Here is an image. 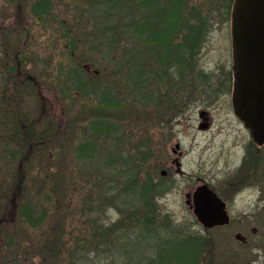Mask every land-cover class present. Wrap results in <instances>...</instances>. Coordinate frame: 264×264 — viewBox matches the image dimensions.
Wrapping results in <instances>:
<instances>
[{
  "label": "rangeland",
  "instance_id": "374dc122",
  "mask_svg": "<svg viewBox=\"0 0 264 264\" xmlns=\"http://www.w3.org/2000/svg\"><path fill=\"white\" fill-rule=\"evenodd\" d=\"M218 1L195 0L206 11ZM221 1L199 53L180 67L172 56L165 69L151 65L158 80L144 89L147 53L138 36L111 39V0H0V264H51L41 248L60 235L68 248L93 250L99 226L126 218L116 205L99 201L100 188H107L101 178L112 177L115 167L130 171L132 161L142 164L141 181L160 184L158 218L206 237V255L197 264L258 263L252 234L257 182L251 167L241 170L248 133L229 98L203 91L233 68L231 16L221 10L229 0ZM129 51L134 57L129 65L139 73L125 66ZM71 63L79 72L62 78ZM14 65L19 73L9 70ZM28 79H36L37 90ZM177 79L180 97L170 89ZM168 91L171 99L179 98L174 113L161 100ZM201 111L207 112L208 127H201L206 122ZM81 145L87 147L83 152ZM257 161L262 163L254 173L261 175L264 149ZM227 183L240 187L233 192ZM203 184L230 197V225L205 231L197 221L187 195ZM138 194L139 204L132 202L136 211L142 203ZM24 206L41 219L36 227ZM238 233L248 237L247 245L236 239ZM86 254L95 259L93 252Z\"/></svg>",
  "mask_w": 264,
  "mask_h": 264
},
{
  "label": "trees",
  "instance_id": "16d2710c",
  "mask_svg": "<svg viewBox=\"0 0 264 264\" xmlns=\"http://www.w3.org/2000/svg\"><path fill=\"white\" fill-rule=\"evenodd\" d=\"M220 3H222L221 0L212 2L206 11L205 6L196 3L195 0H111V4L108 3V6H111V39L118 41L122 35L126 36V39L138 36L143 53H146L145 44H147V47L157 51L156 55H159L160 60L164 57V60L160 61L162 69H165L168 64L166 57L171 56L175 57L174 60L179 58V64L183 66L188 63L189 56L194 57L199 53L205 34L211 28L212 17L219 9ZM233 4L234 0H229L221 9L228 18L232 15ZM44 6L45 4H41V8ZM74 46L75 43L68 46L71 49L70 52H73L74 48L71 47ZM185 48L189 51L193 50V53H189ZM132 52H124L123 55L126 57L123 61L129 70L133 68L129 65L134 58L131 55ZM136 52L140 53L139 50ZM71 64L69 71L66 72L68 76L63 72L62 78H70L73 76L72 73L79 72L78 65ZM161 67H159L160 70ZM9 70L19 73L15 65ZM134 70L136 73L140 71L139 68H133ZM20 75L18 74L19 77ZM28 81L33 86L32 89L37 90L40 84L36 79H28ZM80 86L82 87V84ZM7 91L6 89L5 94ZM109 126L108 123L107 129ZM97 127L95 126V129H98ZM33 133H35L34 130ZM92 144L96 142L89 141V146ZM79 149H83V152L87 147L84 148V145H81ZM141 165H134L132 161L130 164L132 176L129 170L119 169L118 171L115 167L112 177L101 178V183H105L107 188L106 190L100 188L99 201L107 207L116 205L126 218H121L112 225L99 226L92 240L93 250L76 248L77 246L73 249L68 248L61 235L53 239L48 238V242L41 248V253L44 255L47 252L50 255L51 264L198 263L197 257L204 254L208 246L206 237L174 229L168 218L165 220L158 218L160 214L156 210L155 194L159 193L157 188L160 184L150 178L145 179L144 182L141 181L139 176ZM138 193L142 203L136 211L132 202L139 204ZM23 209L29 224L36 227L41 219L32 214L30 207L24 206ZM183 233H187L185 237ZM89 252L95 254H93L95 259L91 260L92 255L86 254Z\"/></svg>",
  "mask_w": 264,
  "mask_h": 264
},
{
  "label": "water",
  "instance_id": "95a60500",
  "mask_svg": "<svg viewBox=\"0 0 264 264\" xmlns=\"http://www.w3.org/2000/svg\"><path fill=\"white\" fill-rule=\"evenodd\" d=\"M232 42L236 76L233 97L235 112L254 140L263 144L264 0L234 1ZM192 201L191 208L206 230L230 223L226 204L207 184L195 189Z\"/></svg>",
  "mask_w": 264,
  "mask_h": 264
},
{
  "label": "flooded vegetation",
  "instance_id": "af4514ba",
  "mask_svg": "<svg viewBox=\"0 0 264 264\" xmlns=\"http://www.w3.org/2000/svg\"><path fill=\"white\" fill-rule=\"evenodd\" d=\"M146 34H148V32H146ZM145 34V35H146ZM145 42L147 43V40H145ZM148 45L145 44V47H146V53L145 54V71H144V77H143V87L144 89H147L151 83H153L154 81V78H156V80H158V76H157V71L154 69V67H161L160 65V59H159V55H156L157 51H153L151 49V47H147ZM179 58L176 59L175 61L177 62V66L180 67V64H179ZM189 61V60H188ZM189 64V62H188ZM153 65V69L151 71V68ZM160 69V68H159ZM207 72L204 73V75H206ZM227 78H223V76L220 77H217L215 78V80H211L207 86L204 87L203 91H204V94L205 95H213V94H220V95H224L226 96V98H229L230 101H231V106H232V112H233V115L236 119L239 120V122L242 124V126L244 127L245 131L248 133V137H249V142L247 144V149H248V152L247 154L245 155L244 159L242 160L241 162V165L242 166V171L244 173H246V171L251 167L252 168V174L253 176L256 178V182H257V186L255 187V191L257 192V211H256V214L253 215L252 218H254V221L257 223V226L253 228L252 230V234L254 235L253 236V244H254V248L255 250L257 251V254H256V257H257V264H264V224H261L262 222V218H264V213L260 212L261 210V207H264V171L261 172V175H260V172L257 171V173H254L256 172V170H259V167L261 165V161H257L260 154L263 152V149H264V143L263 144H259L257 143L251 136L250 134V131L245 128L244 126V123L238 118V116L236 115V112H235V108H234V104H233V96H234V90H235V73H234V62H233V68L232 70L227 73ZM152 76V79L149 80V78ZM157 81H155L156 83ZM223 82V85H221V83ZM154 83V84H155ZM164 83V81L162 82V84ZM175 87L174 88H170L169 86H167L168 88L170 89H174L178 96L180 97V93L181 92V86H182V82L180 80L177 79V81L175 80ZM165 84H167V81L165 82ZM177 94H175L174 96V99H171L170 96H171V91H168L163 95H165V99H162L161 100H164V101H167V105L169 104V102L171 103V109H172V112L174 113L175 112V107H176V102L179 101V98L177 96ZM155 98H157V96H154ZM173 100V102H172ZM147 101V99H146ZM199 116H200V120H204L206 121L205 123H203L201 125V127H208L209 126V117L207 116V112L205 111H201L199 112ZM179 148V146H178ZM176 152V151H175ZM252 153V157H250L249 155H251ZM257 153V154H255ZM178 165H180V163L178 162ZM249 178V174H246L245 176H243L241 178V181L240 182H244L245 180H247ZM236 187H240L239 184H236V183H228L226 184V188H230L231 190H233V192H236ZM213 190L216 191V188H212ZM217 192V191H216ZM217 194L222 198V200L225 202L226 204V210H227V213L229 214V217L231 218V222L230 224L232 223V208H231V201L229 200V198H226L223 196V194L217 192ZM243 216V215H242ZM239 216L238 218H244V216ZM256 218V219H255ZM228 224V225H230ZM226 225V226H228ZM236 239L241 241L244 245H247L249 243V239L247 236L241 234V233H238L236 235Z\"/></svg>",
  "mask_w": 264,
  "mask_h": 264
}]
</instances>
